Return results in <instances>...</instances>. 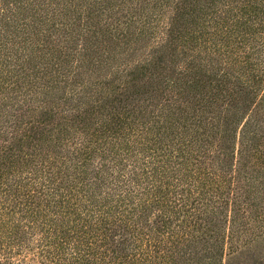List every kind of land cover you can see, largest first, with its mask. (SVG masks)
I'll return each mask as SVG.
<instances>
[{
	"label": "trees",
	"instance_id": "1",
	"mask_svg": "<svg viewBox=\"0 0 264 264\" xmlns=\"http://www.w3.org/2000/svg\"><path fill=\"white\" fill-rule=\"evenodd\" d=\"M86 1L102 28L74 27ZM103 42L147 52L103 82ZM83 76L89 105L53 101ZM59 124L83 138L42 152ZM261 241L264 0H0V264H240Z\"/></svg>",
	"mask_w": 264,
	"mask_h": 264
},
{
	"label": "rangeland",
	"instance_id": "2",
	"mask_svg": "<svg viewBox=\"0 0 264 264\" xmlns=\"http://www.w3.org/2000/svg\"><path fill=\"white\" fill-rule=\"evenodd\" d=\"M76 12L79 15L78 20L76 19V24L75 26H80L84 23V21H87V26L88 25H93L96 27H103L101 26V24H99L100 20L106 18V13L105 14H101V12L99 13L97 8H91L89 6V2L86 1L84 2H80L76 5L75 8ZM75 12H71V14H74ZM81 27V26H80ZM85 32L82 31V34H84ZM88 37V36H86ZM86 37H85V42H86ZM93 40L94 38H89V40ZM125 47L121 44V42H119L118 44L114 43V42H103L102 45H99L98 49H97V53H95L96 47L94 48V52L92 54H90L91 56L89 57V61L86 62L87 63V67H89L93 72H96V74H98L101 78V80L103 82H108L111 81L114 76H117L116 73L119 72H124L127 69V65L128 64H133L136 63L138 60H140L141 58H139V56L141 54H146V52L143 50L138 49L137 51H134V47H130L129 51L126 52V55H122L123 53V49ZM75 49H77L75 52L79 53V51L81 50V46H77ZM134 51V53H133ZM133 53V54H132ZM108 59V60H107ZM107 61V62H106ZM107 64H111V66L108 68ZM100 67V68H98ZM105 67V68H104ZM124 70V71H122ZM119 75V74H118ZM83 81L80 80V82L82 84L81 87H79L76 90V93L78 94L76 98H71L73 96V92L66 90V91H61L60 93H58L59 91L56 92V89L53 91L52 95L54 96V102H57L58 104H63L68 102V104L70 106H77L79 105V107L84 108L87 105H89L88 101V97H85L86 94L83 93V89L86 87H90V84L87 81V77L83 76ZM96 79L94 80L93 77V84H95ZM78 85V86H79ZM97 87V86H95ZM36 94V91L31 92L30 95L33 97L37 96V97H41L40 94ZM83 96V97H81ZM61 98H67V99H63L60 100ZM143 103V99H141L140 104ZM109 104L105 105V109L103 110L102 108L99 109L98 113H95V117L94 121H93V125L91 126V128L93 127V129H98L99 130L101 128H103V124L102 121L104 123V120L106 119V110L110 109V107L108 106ZM148 106V105H147ZM26 108V104L24 102V97L22 96L20 99L17 100V102L15 104L12 105V108H10L9 110H11L14 114L15 113H19L21 112L22 109ZM71 109V107L68 108V110ZM66 116L71 117L72 111H67ZM149 115V119H151V115L152 113L148 114ZM148 118L145 120L144 125L145 126H150L152 125L153 127V121H150ZM102 120V121H101ZM108 119H106L105 121H107ZM132 120L135 121V123L137 124H141L142 122L140 121H136L135 118H133ZM61 120L56 121V119H52L49 122V126H52L53 124H57V122H59ZM130 120L127 121V123ZM152 122V123H151ZM134 125V124H132ZM49 128V127H48ZM89 131H94L93 129H91ZM69 129V130H68ZM55 131L50 134L46 135L45 140L42 142V147L44 148V150L42 152H47L49 149H55L58 145L57 142H55L56 138H60L63 142V146L65 147V150H61L60 154L63 155H68V151H72L73 146L71 144V142H77V139H75L74 137L79 136V138H83V134L78 133L79 129L77 127H71L70 125L67 124H59L57 126V128L54 129ZM124 132L123 130L121 131V133ZM109 141H115L116 139L114 138H109ZM4 138H2V144H7L4 143ZM69 140V141H68ZM41 143V142H40ZM39 143V144H40ZM40 150V149H39ZM93 159V164L95 165L98 162L97 157H94ZM39 237V236H38ZM36 236V238H38ZM241 260H240V264H264V242H259L255 248H252L251 250H245L243 252V254H241ZM30 264H38L35 260L30 259Z\"/></svg>",
	"mask_w": 264,
	"mask_h": 264
}]
</instances>
